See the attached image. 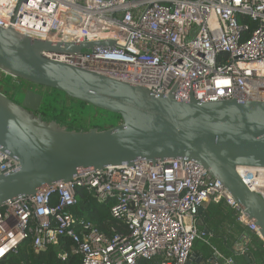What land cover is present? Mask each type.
<instances>
[{"label":"built area","instance_id":"1","mask_svg":"<svg viewBox=\"0 0 264 264\" xmlns=\"http://www.w3.org/2000/svg\"><path fill=\"white\" fill-rule=\"evenodd\" d=\"M0 28L50 43L111 42L43 57L156 95L174 89L183 101L264 102V0H0ZM16 168L0 153V175ZM237 173L264 201V168ZM80 191L111 204L110 216L129 233L110 238L74 219L70 211ZM220 201L258 236L243 209L194 162L141 160L81 171L68 183L0 206V262L27 240L39 253L66 238L80 264H188L204 235L196 224L199 210ZM235 252L246 255V248L239 243ZM208 264L235 261L215 251Z\"/></svg>","mask_w":264,"mask_h":264},{"label":"water","instance_id":"2","mask_svg":"<svg viewBox=\"0 0 264 264\" xmlns=\"http://www.w3.org/2000/svg\"><path fill=\"white\" fill-rule=\"evenodd\" d=\"M112 44L50 43L0 28L2 74L120 118L106 130L67 131L38 114L43 95L20 92L17 104L0 93V153L17 163L15 170L0 175V206L55 183H68L81 171L131 167L141 160L194 162L243 209L264 243V201L237 173L241 167L264 168V102L178 100L174 89L156 95L43 57ZM244 259L250 262L248 255Z\"/></svg>","mask_w":264,"mask_h":264},{"label":"trees","instance_id":"3","mask_svg":"<svg viewBox=\"0 0 264 264\" xmlns=\"http://www.w3.org/2000/svg\"><path fill=\"white\" fill-rule=\"evenodd\" d=\"M249 22L248 19H243L242 21V23ZM254 27L255 25H251V28ZM246 37H248V34ZM5 77L9 79L8 76ZM5 79H0V83L3 86ZM43 89L47 92L44 91L42 94L43 101L38 114L41 115L44 122L55 123L67 131H87L80 130L76 123L84 116L85 109H94L93 107L69 99L58 91ZM16 100L18 99L16 98ZM80 108L84 110L81 111ZM95 111L102 113L108 119L118 120L120 123L118 116L97 109ZM110 206L111 204H100L91 194L80 191L76 197V205L71 209L70 213L76 220L90 222L101 234L107 237L111 238L115 234L127 235L129 233L127 226L110 216ZM198 216L203 227L208 231V236L203 235V239L208 240V243L196 241L193 245V250H195L194 252L201 263H209L216 251L225 258H232L235 264H264V243L257 235L251 233L245 226L237 222L236 212L223 201L208 203L207 207ZM242 237L249 238V243L245 247V254L250 258L249 263L245 261V255H240L234 250L235 243ZM72 247V242L69 239L61 238L56 245L36 253L31 240H27L18 247L16 253L4 258L0 264H80V255L73 253ZM153 263L139 261V264Z\"/></svg>","mask_w":264,"mask_h":264},{"label":"rangeland","instance_id":"4","mask_svg":"<svg viewBox=\"0 0 264 264\" xmlns=\"http://www.w3.org/2000/svg\"><path fill=\"white\" fill-rule=\"evenodd\" d=\"M86 50H81V52H85ZM6 78L3 83H4V88L0 87V90H4L5 94L9 96L10 98L16 99L17 95L20 93L21 88H13L15 84L18 82L17 79L9 77H5L4 74L0 72V79ZM1 84V83H0ZM43 93L44 89H42ZM19 92V93H18ZM47 92V91H46ZM80 110H84L83 108ZM84 116L80 118V121L76 123L78 128L80 130H89L92 128H98L99 130L107 129L109 127H114L119 124L118 120H113V119H108L107 117L103 116L102 113H99L95 111V109H90L87 108L84 111Z\"/></svg>","mask_w":264,"mask_h":264},{"label":"crops","instance_id":"5","mask_svg":"<svg viewBox=\"0 0 264 264\" xmlns=\"http://www.w3.org/2000/svg\"><path fill=\"white\" fill-rule=\"evenodd\" d=\"M207 205H208V204H207ZM207 205L204 206L203 210L207 207ZM202 212H203V211H202ZM198 221L201 222V220L199 219V216H198V219H197V223H198ZM197 223H196V224H197ZM197 228H199V229L201 230V231H200V230L198 229V231L201 232L202 234H203V231H207V229L203 227L202 222H201V227H198V225H197ZM246 228H247V227H246ZM247 229H248V228H247ZM207 233H208V231H207ZM206 236H208V235H206ZM242 239H243L242 242H240L241 239H239L238 242L235 243V245H234V250H235V251H236V249H237L239 243H241V245H243V246H245V247H246V245L249 243V238H248V237H242ZM199 241H201V242H203V243H208V240H204V239H201V240H199ZM194 251H195V250L192 251V259H191V261H190V264H207V263H208V262H207V263H201L200 259L196 256V254H195Z\"/></svg>","mask_w":264,"mask_h":264},{"label":"flooded vegetation","instance_id":"6","mask_svg":"<svg viewBox=\"0 0 264 264\" xmlns=\"http://www.w3.org/2000/svg\"><path fill=\"white\" fill-rule=\"evenodd\" d=\"M0 87H2V89L4 88V86L2 85V84H0ZM13 88L15 89V88H21V90H20V92H25V91H27V90H31V91H34V92H36V93H38V94H43V91H42V89L43 88H41V87H37V86H33V85H31V84H28V83H25V82H20V81H18L16 84H15V86H13ZM0 90V93L1 94H3L6 98H8V99H10V100H12L13 102H15V103H20V99L18 98V100H16V99H13V98H10L9 96H7L6 94H5V92H4V90ZM19 93V92H18Z\"/></svg>","mask_w":264,"mask_h":264},{"label":"bare ground","instance_id":"7","mask_svg":"<svg viewBox=\"0 0 264 264\" xmlns=\"http://www.w3.org/2000/svg\"><path fill=\"white\" fill-rule=\"evenodd\" d=\"M239 170H241V171H242L243 169H239ZM0 255H1V253H0Z\"/></svg>","mask_w":264,"mask_h":264}]
</instances>
